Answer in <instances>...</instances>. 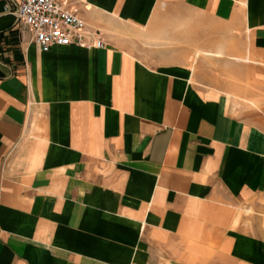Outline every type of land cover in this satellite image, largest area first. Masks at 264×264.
I'll return each instance as SVG.
<instances>
[{"label": "crops", "instance_id": "1", "mask_svg": "<svg viewBox=\"0 0 264 264\" xmlns=\"http://www.w3.org/2000/svg\"><path fill=\"white\" fill-rule=\"evenodd\" d=\"M77 6L103 48L0 0V264H264V0Z\"/></svg>", "mask_w": 264, "mask_h": 264}, {"label": "built area", "instance_id": "2", "mask_svg": "<svg viewBox=\"0 0 264 264\" xmlns=\"http://www.w3.org/2000/svg\"><path fill=\"white\" fill-rule=\"evenodd\" d=\"M4 0V10L12 13L19 32H28L41 51L55 45L75 44L85 48H103L98 29L89 27L79 14L77 0Z\"/></svg>", "mask_w": 264, "mask_h": 264}]
</instances>
